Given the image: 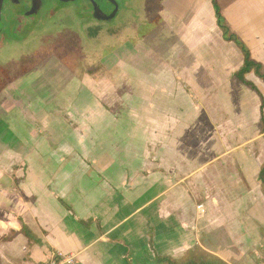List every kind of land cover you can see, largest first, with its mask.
<instances>
[{
    "label": "crops",
    "instance_id": "1",
    "mask_svg": "<svg viewBox=\"0 0 264 264\" xmlns=\"http://www.w3.org/2000/svg\"><path fill=\"white\" fill-rule=\"evenodd\" d=\"M215 1L264 66V0ZM149 3L140 25L123 28L148 24L122 48L119 105L94 101L104 82H81L95 94L73 111L79 131L99 134L93 158H65L70 138L80 144L75 129L57 125L56 153L38 133L63 111L50 110L58 96L41 92L20 109L0 102V264H41L58 251L76 264H160L195 249L210 264H264V81L245 75L259 94L234 81L243 57L222 37L212 0Z\"/></svg>",
    "mask_w": 264,
    "mask_h": 264
},
{
    "label": "rangeland",
    "instance_id": "2",
    "mask_svg": "<svg viewBox=\"0 0 264 264\" xmlns=\"http://www.w3.org/2000/svg\"><path fill=\"white\" fill-rule=\"evenodd\" d=\"M116 2L118 5L116 16L103 23L94 20L93 17L83 19L90 17L80 13L87 3L85 0H76L64 5L56 0H44L39 13L29 21L22 17L21 37L28 30L32 31L26 34L27 37L21 43L8 41L10 38L19 37V34L11 33L12 25H9V28L6 26L8 30L0 33V41L5 40L0 42V91L2 90L0 98L3 96L1 105L3 106V100L6 99L20 109L21 106H27L32 101H39L41 92L49 93V97L58 96V99H54L49 104L50 110L59 108L63 111L55 115L50 114L49 129L38 131L39 134L47 136L51 153L57 151L52 147L59 139L54 135L57 132V125L60 127L65 125L67 129H75L80 138L79 145L77 140L73 141V138L66 143L65 158H93L94 154L90 151L93 145L92 138L93 135L99 134L95 131L90 134L91 130H83V128L79 131L81 124L73 111L75 102L85 103L90 94L91 96L95 94L92 91L89 93L87 86L82 85L81 82L85 77L104 82L98 85V97H95L94 101L100 102L103 107L109 109L116 104L119 105L121 70L118 64L121 58L127 57V52L122 51V48L127 47L130 44L128 42L136 44V36L146 32L148 24L137 28V35L135 32L133 35H127L123 28L131 29L130 25H140L142 23L140 17L151 13L152 10L149 0H116ZM105 9L110 10L106 2ZM129 54H134L135 57V46L134 49L132 46ZM16 132L26 136L30 133L29 129L25 130L20 126L16 128ZM134 133L130 132V134ZM123 136L120 129L118 133L115 132L114 137L117 139L114 142L117 143L118 151L126 148L127 142L121 139ZM102 138L103 140L107 138L105 133ZM49 158L56 157L49 154Z\"/></svg>",
    "mask_w": 264,
    "mask_h": 264
},
{
    "label": "trees",
    "instance_id": "3",
    "mask_svg": "<svg viewBox=\"0 0 264 264\" xmlns=\"http://www.w3.org/2000/svg\"><path fill=\"white\" fill-rule=\"evenodd\" d=\"M212 4L215 10L216 23L221 31L222 37L226 41L233 42L236 45V47L240 50L243 57L241 67L233 73L234 81L236 83L246 85L251 90H254L259 94L254 84L246 80L245 75L249 72H252L262 81H264L263 64L261 62L254 60L251 57L248 47L239 38V36L235 32H233L231 28L228 26L215 0H212ZM259 96L261 100L260 112H261L262 132H264V117H263L264 101L260 94ZM258 181L261 187V191L264 194V160L258 173ZM156 261L160 264H210V256L199 249H195L192 252H190V254H188L185 258L182 259H174L171 257H157Z\"/></svg>",
    "mask_w": 264,
    "mask_h": 264
},
{
    "label": "flooded vegetation",
    "instance_id": "4",
    "mask_svg": "<svg viewBox=\"0 0 264 264\" xmlns=\"http://www.w3.org/2000/svg\"><path fill=\"white\" fill-rule=\"evenodd\" d=\"M17 1L18 2L16 3L13 0H3L1 11H0V26L2 25L3 27L1 26L0 33L2 34L4 30H8L6 29V26L9 28V25H12L11 33H14V34L16 33L17 35L19 34V37L17 36L18 39L10 38L8 41L9 42L14 41L16 43L17 42L21 43L27 37L26 34L32 31V30H28L27 33L23 37H21L20 34L22 33V27H23V23L21 21L22 17H25L27 21H29V19H31L34 15L39 13L44 3V0H40L39 9L37 10L36 13H33L31 15H26V12L31 9L32 0H17ZM56 1L59 2L61 5H64L65 3L75 2L76 0H69V1L56 0ZM85 1L87 3L85 4L84 9L81 10L80 13L89 15L90 17H83L84 20L91 19V17H93L94 20L104 23L105 21L113 19L118 12V5H117L116 0H114L116 2V7L113 4L112 0H104L106 4H108L110 7L109 11H106L105 9L104 1L102 2H100L99 0H85ZM95 4L97 6L96 11L94 8ZM98 17L102 19H98ZM13 23L15 24L13 25ZM4 41L5 40L3 39V41H0V42L2 43Z\"/></svg>",
    "mask_w": 264,
    "mask_h": 264
},
{
    "label": "built area",
    "instance_id": "5",
    "mask_svg": "<svg viewBox=\"0 0 264 264\" xmlns=\"http://www.w3.org/2000/svg\"><path fill=\"white\" fill-rule=\"evenodd\" d=\"M196 219L200 220L204 216V205L197 204L196 207ZM41 264H76V255L73 253L56 252L48 261Z\"/></svg>",
    "mask_w": 264,
    "mask_h": 264
},
{
    "label": "water",
    "instance_id": "6",
    "mask_svg": "<svg viewBox=\"0 0 264 264\" xmlns=\"http://www.w3.org/2000/svg\"><path fill=\"white\" fill-rule=\"evenodd\" d=\"M13 1L16 2V3L18 2L17 0H13ZM63 1H69V0H63ZM112 1H113V4L116 7V2L114 0H112ZM2 2H3V0H0V11H1ZM39 6H40V0H32L31 9L26 12V15H31L33 13H36L37 10L39 9ZM94 8H95V11H96L97 10L96 4L94 5ZM98 19H102V18L98 17Z\"/></svg>",
    "mask_w": 264,
    "mask_h": 264
}]
</instances>
